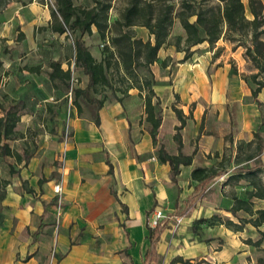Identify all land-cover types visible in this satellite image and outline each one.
<instances>
[{
	"label": "rangeland",
	"instance_id": "rangeland-1",
	"mask_svg": "<svg viewBox=\"0 0 264 264\" xmlns=\"http://www.w3.org/2000/svg\"><path fill=\"white\" fill-rule=\"evenodd\" d=\"M95 1L74 0V4L87 9L94 7ZM99 1L110 6L105 33L100 34L94 26L92 33L83 38L97 62L104 63L110 83L99 88L97 98L105 99L106 108L121 106L125 112L135 111L138 116L136 122L144 134L152 129L145 112L150 95L144 82L148 74L140 70L128 74L111 38L120 30L130 32L144 42L151 40L154 43L155 38L148 28L140 25L127 28L121 22V13L129 0ZM181 1L167 0L175 8L174 23L166 44L159 51L161 58L158 56L157 62L151 66L155 77L171 84L160 86L159 90L154 86L160 97L163 120L166 119L168 126L166 133H158L157 148L165 145L170 154H178V143L174 140L178 123L171 126L170 118L173 114L171 106L176 104L187 117V127L182 131L183 140L187 143L183 152L192 155L195 151V168L215 167L226 173L210 185L195 208L183 215L181 226L167 235L163 242L165 256L159 264H264V242L256 245L261 231L264 232V225L258 228L249 222L258 217L257 210L264 209V198L249 196L264 194V89L258 99L251 93L259 83H264V33L260 38L263 46H257L251 30L234 33L223 24L222 37L208 47H218L216 56L228 50L219 64V67L227 68L220 70L216 81H206L203 77H211L210 66L200 74L194 54L203 52L200 48L206 47L208 42L192 47L191 51L188 49L186 32L176 16L181 10ZM260 1L264 5V0ZM219 2L188 0L198 9L215 6ZM242 2L246 6V19L252 20L249 0ZM37 3L48 9L55 8L54 0H37ZM260 20L264 21V10ZM4 28L0 19V33ZM20 29L12 28L9 36L0 38V55L5 61L15 63L13 70L7 68L9 72L0 76V118L11 106L22 105L17 113L20 120L14 132L9 138L0 136L1 250L11 247V238L15 239L16 245L25 243L29 237L31 240L32 232L40 224L44 205L49 213L55 215L51 230L57 231L67 206L65 188L61 196L55 195L56 181H46L53 172L63 173L69 151L78 146L75 140L77 127L83 125L86 128L93 123L91 113L84 107L78 110L75 99V89L86 88L88 77L75 65L74 36L70 33L62 36L55 34L49 25L35 29V44H25ZM257 48L263 52L260 54ZM232 51H236L235 56L231 55ZM186 52H189L190 58L185 61ZM59 56V61L64 62L71 76L52 80L51 64ZM178 57H183L182 62H186L184 68L178 64ZM5 65L4 61H0L1 72L6 69ZM38 87L40 90H35ZM215 88H219V99L214 95ZM177 94L180 96L178 99ZM208 99L216 106L204 110ZM153 102L156 103L157 99L154 98ZM4 144L9 145L11 155H3ZM101 157L105 158L104 155ZM239 168L245 169L247 174L238 175ZM253 170L254 174L249 173ZM164 176L159 181L148 183L154 191L158 188L157 184H161L160 189L164 192V200L161 203L158 201L151 209L161 210L173 221L188 205L187 198L193 192L196 181H192L191 174L188 176L185 172L179 177L181 186L178 187L171 181L168 183ZM30 190L34 191L33 194L29 193ZM236 197L253 203V213L241 210L234 216L229 212ZM199 219L206 221L195 224ZM228 220L241 223L243 228L237 231V227L225 225ZM194 227L198 228L196 232ZM172 256L176 259H171Z\"/></svg>",
	"mask_w": 264,
	"mask_h": 264
},
{
	"label": "crops",
	"instance_id": "crops-1",
	"mask_svg": "<svg viewBox=\"0 0 264 264\" xmlns=\"http://www.w3.org/2000/svg\"><path fill=\"white\" fill-rule=\"evenodd\" d=\"M0 19L6 27L0 33V38L9 36L12 28L17 27L21 28L20 32L25 44H35V29L52 24L50 9L44 5L40 6L37 0H19L9 3L0 12ZM55 34L59 33L55 32ZM208 46L209 43L206 47L200 48L203 52H196L194 60L201 69L200 74L208 70L210 66L211 77L205 75L204 80L216 81L220 70L227 68V66L219 67V64L228 50L225 49L216 56L218 47L211 49ZM235 54L236 51L231 52L232 56ZM60 59L61 56L55 58L54 63H60L61 69L68 71L64 62L59 61ZM41 60L43 61L44 58ZM178 60H180L178 64L184 68L186 62H182L183 57H178ZM0 61L6 63V69L4 72L0 71V76L9 72L7 70L10 68L13 70L15 63L5 61L1 55ZM155 78L162 83L156 86V90H159L160 86L171 85L162 82V79ZM19 86L23 87L21 83ZM35 90L40 89L38 87ZM218 90H215L214 95L219 99ZM245 94H247L246 91ZM204 105V110L210 106L211 108L216 106L209 99ZM100 113V127L93 124L94 122L86 128L83 125L77 127L75 140L78 146L68 153V163L64 167L62 181H47L62 182L65 188L67 206L57 231L51 230L55 215L49 213L47 206L44 205L40 224L32 232L31 240L29 237L25 243L20 242L16 245L15 239L9 237L13 239V244L9 249H0V264H144L145 256L151 246L148 222L152 212L156 210L151 207L158 201L161 203L164 200V192L160 189L161 184H157L158 188L154 191L148 183L163 179V175L170 183V167L168 164H162L154 155L156 147L151 140L150 131L141 133L142 130L136 122L138 116L135 111L125 112L121 106L119 108L110 106L104 107ZM170 118L171 126L179 124L174 112ZM165 122L164 118L159 129L160 135L166 133L168 129ZM185 146H187L186 140H184V148ZM102 155L105 156L104 159ZM139 156L146 157L139 160ZM196 158L192 166L182 167L180 176H183L185 172L188 176L192 174ZM108 162L111 164L112 171ZM180 186L179 184L178 187ZM148 213L150 214L147 220ZM41 224H43L41 235L33 243V236ZM172 226L173 221L170 219L166 231L158 242L157 260L151 264H159L164 259L165 244L163 242L166 241L169 233H173ZM173 257L175 256L171 259H176Z\"/></svg>",
	"mask_w": 264,
	"mask_h": 264
},
{
	"label": "trees",
	"instance_id": "trees-1",
	"mask_svg": "<svg viewBox=\"0 0 264 264\" xmlns=\"http://www.w3.org/2000/svg\"><path fill=\"white\" fill-rule=\"evenodd\" d=\"M19 0H0V10L8 6L9 3ZM55 8H51L53 30L59 34L70 33L74 36L75 40V65L81 69L83 74L88 77V85L86 88L75 89V99L77 101L78 110L82 107L91 113V118L97 127L101 126V110L104 107L105 99L97 98L99 88L104 84H110L107 78L104 63H98L93 54H91L86 41L83 39L85 35L91 34L93 27H97L100 34L105 33L106 23L108 20V13L110 6L105 5L103 2L96 0V5L92 8L77 7L74 0H54ZM252 20H247L246 6L242 0H220L219 4L215 6H205L204 8H196L188 3V0L181 1V10L176 14L182 23L186 32L188 49L197 45H202L205 42L209 44H216L223 32V24H226L231 32H247L251 30L253 39L257 46L262 45L260 38L264 33L261 31L264 26V21L260 20L263 15L264 5L260 0H249ZM175 8L168 4L167 0H129L126 8L121 13V22H124L125 27L143 26L149 29L150 34L155 38L153 43L151 40L144 42L142 39L135 38L130 32L122 30L117 32V35L112 39V45L116 49L123 68L128 74H132L135 70L146 71L148 78L144 80L150 95H148L145 105V112L147 114V121L151 124L150 130L151 140L153 141L156 150L154 155L162 164H168L170 167L171 181L178 185V178L182 173V167L192 166L195 158V151L192 155L183 153L184 140L182 131L186 128L187 117L182 109L177 108L176 104L171 106L172 111L175 113L178 126L175 128L176 134L174 140L178 143V154H170L165 145L157 148L158 146V133L163 121L160 97L157 96L154 86L162 85L161 82L156 81L155 74L152 70V65L157 62L159 51L166 44L170 30L173 26ZM195 18L191 21V18ZM120 22V21H119ZM259 53L263 51L260 48ZM189 52H186L188 55ZM185 57V61L190 57ZM51 67L53 72L51 79H64L70 78V70L65 71L61 69L60 63H52ZM264 89V83H259L258 87L252 90L254 98L258 99L259 93ZM156 98L157 102L154 103L153 99ZM178 99L179 96L176 95ZM78 100L80 102H78ZM81 103V104H80ZM260 104V103H259ZM22 108L20 103L11 106L4 117L0 118V136H9L14 132L20 117L17 115L18 110ZM3 155L9 156L12 151L9 145L4 144ZM146 156H139V160H143ZM110 171H112L111 164ZM238 175L242 176L247 174L245 169H237ZM226 171H220L215 167H196L191 174L192 181H196L193 192L188 196V205L185 209L178 213L184 215L190 209L195 208L198 200L202 199L210 188V185L219 177L224 176ZM249 173L254 174L253 171ZM62 181V174L53 172L51 177L47 180ZM46 181V182H47ZM42 183V182H41ZM34 191L30 190L29 193L33 194ZM250 197L264 198V194H249ZM253 203L242 199L235 198V204L229 208L234 216L243 210L248 213H253ZM258 217L255 220L249 221L256 227L264 225V209L257 210ZM220 221L221 219L217 217ZM171 218L166 219L163 225L156 228H150L149 242L151 244L148 253L145 256L144 264H151L157 260V247L162 235L166 231L167 224ZM206 221V219H199L195 224ZM223 224V223H221ZM227 226L237 227L240 231L243 227L240 224H235L232 220L226 222ZM43 224L40 225L38 230L33 236V243L41 235ZM198 228L194 227V232ZM264 242V232L261 231V238L256 242V245H261Z\"/></svg>",
	"mask_w": 264,
	"mask_h": 264
},
{
	"label": "built area",
	"instance_id": "built-area-1",
	"mask_svg": "<svg viewBox=\"0 0 264 264\" xmlns=\"http://www.w3.org/2000/svg\"><path fill=\"white\" fill-rule=\"evenodd\" d=\"M64 188H63V184L62 183H56L54 185V192L56 195L61 196L63 194ZM170 216H168L167 214H164L161 210H154L151 214V217L149 219L148 225L149 227L152 228H156L159 225H163L166 221V219H168ZM171 218V217H170ZM184 221V217L183 216H177L175 217V219L173 220V226H172V230L173 232L177 230V228L179 226H181V224Z\"/></svg>",
	"mask_w": 264,
	"mask_h": 264
}]
</instances>
